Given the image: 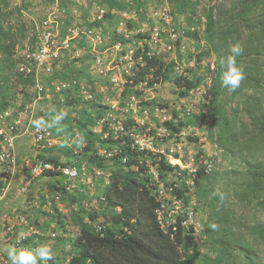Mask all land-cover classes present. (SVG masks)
Listing matches in <instances>:
<instances>
[{"label": "trees", "instance_id": "1", "mask_svg": "<svg viewBox=\"0 0 264 264\" xmlns=\"http://www.w3.org/2000/svg\"><path fill=\"white\" fill-rule=\"evenodd\" d=\"M103 1L109 9L103 19L107 24L103 26V21H86L87 27L93 29L103 26L106 29L104 35L108 33L107 36L110 37L111 47L121 44V54L129 48V43H144V49L135 51L136 59L143 67L129 78L132 84L127 83L125 86L124 99L127 96L139 97L141 92L135 87L143 83H146V88L157 83L174 84L181 98L187 97L202 83V77L197 75L194 78L178 75L176 61L166 62L163 57L149 55L150 35H133L130 39L119 35L116 16L111 11H128V4L118 0ZM133 1L137 3V11L145 2ZM9 2L10 0H0V115L8 110H19L14 103L18 89L22 93L27 88L34 87V76L20 72L18 65L22 61L16 59V38L20 36L25 40L26 25L18 23L14 29L9 24ZM173 4L176 10L174 13H177L175 20L182 16L187 18L188 12L194 18L196 4H192V0H174ZM30 7L31 3L22 0V5L15 8L16 19ZM205 23V41L210 49L197 55V61L201 62L212 51L222 58L228 57L232 55V45L240 43L243 52L236 57V62L245 74L240 87L231 91V97L237 100L238 106L233 115H230L226 107L220 104V97L227 89L219 84L228 71L227 60L223 65L218 62L211 99L206 106L218 127L217 143L233 160L231 171L223 175L226 184L225 187L220 186L221 192L217 193L216 187L207 183L210 179L203 167L193 179L199 205L203 209L212 210L213 217L206 223L204 231L210 250L206 253L201 250L193 227L187 229L183 226L184 216L177 217L176 222L168 225L167 230L162 228L158 220L157 211L161 206L159 185L147 162L156 166L160 182H165L166 187L179 182L180 187L174 188L172 192L185 201L189 200L186 197L189 191L186 185L188 171H181L179 166H172L159 155L149 157L138 152L131 147L130 141L122 145L120 141L113 140L112 134L103 138L108 132L106 129L102 133L93 131L94 127L100 125L101 113L106 110L99 103L100 95L92 89L96 100L84 101L72 97V91L64 90V103L60 101L59 94L53 95L54 110L49 111V117L44 119L53 138L60 140L61 144L52 147L46 144L36 159H43L56 167L82 169L85 165L89 170L108 175L107 185L95 193L100 202V211L93 212L82 204L83 199L89 200L82 189L75 193L65 189L61 173L46 171L39 176L56 180L60 186L56 190L61 193L62 200L78 206V211L71 215L72 224L78 230L69 232L70 237L59 240L64 246L70 245L68 254L71 259L67 264H264V251L255 248V245L264 247V0L223 2L218 8L212 7L206 13ZM129 27L134 30L132 23H129ZM173 30L176 31L174 27ZM186 34L194 39L199 38L196 32L188 31ZM34 42L35 38L33 44ZM178 55L180 62L181 54ZM91 61L93 62V58ZM86 72L87 67L77 71L73 63H67L54 78L79 81ZM174 118L177 122L165 123L173 134L194 125L192 119L183 121L177 113H174ZM202 119H205V115H202ZM2 126L0 125V130ZM99 147L104 148L106 154L115 148L118 150L108 157L106 154H99ZM170 174L176 180L171 184L168 182ZM218 179L216 174L213 180L217 183ZM98 180L100 183L105 181L102 176ZM230 200L243 206L239 213L231 210L232 207L227 204ZM44 201L43 199L42 203ZM226 205L231 208L226 209ZM53 210H56L54 216L46 222L42 229L44 231L52 223L64 228L63 217L55 207ZM36 223L39 224V221L36 220ZM212 224L218 227L214 230L210 227ZM98 227H102L101 232H97ZM34 240L30 237L25 244L33 247L36 245L33 244ZM57 259H51L49 264H62ZM37 264H41L39 259Z\"/></svg>", "mask_w": 264, "mask_h": 264}, {"label": "rangeland", "instance_id": "2", "mask_svg": "<svg viewBox=\"0 0 264 264\" xmlns=\"http://www.w3.org/2000/svg\"><path fill=\"white\" fill-rule=\"evenodd\" d=\"M118 1L127 3L129 9L128 11H118L116 9L111 11L116 16V30L119 35H123L127 39H130L133 35H150L151 39L148 44L150 48L149 55L163 57L166 62L176 61V72L178 75H185L191 78L197 75V77H202V83L185 98L179 96L174 84L157 83L151 88H146V83H143L135 87L141 92L139 97L127 96L124 99L123 91L125 86L127 83L132 84L129 78L143 67V64L136 59L135 51L140 48L144 49V43L142 41L129 43L127 45L129 48L121 54L123 49L120 48L118 50V44L111 47L110 37L107 36L108 33L106 36L104 35L106 29L103 26L107 24V21L103 20H101L103 21L102 27L93 28L96 33V46L94 47L93 42L83 39L77 43L80 49V57L71 59L68 63H73L77 71L87 67V72L79 80V83L86 89L91 87L95 90L100 95L99 103L106 107V110L101 113L100 125L93 128L94 132L102 133L108 131L103 138L112 134L113 140L120 141L122 145L130 141L132 148V143L139 148H143L142 151L136 148L142 154L144 153L149 157L159 155L168 160L172 166H179L181 171L187 169L189 179L186 185L189 187V191L186 197L189 200L185 201L173 195L172 192L174 188L180 187L179 182L178 184L172 183L176 180L170 174L168 182L172 184L166 187L165 182H160L156 166L147 162L155 182L159 185V199L166 205L164 226L162 228L167 230L168 225L175 223L177 217L184 216L185 222L189 213L192 214L194 221L189 223L188 226L184 224L183 226L187 229L193 227L194 236L199 247L206 253L210 250V244H206L208 238L204 233L205 225L210 222L209 219L213 215L211 209H203L202 205H199L193 179L198 170L203 167L205 174L210 179L207 183L213 184L217 193L221 192L220 186L225 187L226 184V179H224L223 175L231 171V162L233 160L223 148L219 147L217 143L218 127L212 115L206 109L211 99L218 62L221 63V60L226 61L227 57L222 58L221 55L218 56L212 51L209 56L198 62L197 55L201 52H208L210 49L205 41L206 13L212 7L218 8L223 2H228L229 0H192V4H196L194 5V18L193 14L188 12L186 14L189 15L187 18L182 16L178 17L177 20H175L177 13H174L176 11L173 4L174 0H141L145 2L139 8V11H137V3L133 0ZM27 2L31 3L30 9L22 12V15L17 19L15 8L22 5V0H10V7L8 8V12L11 13L8 19L9 24L14 29H16L18 23L24 24L27 29L25 40L21 39L20 36L16 38L18 40L16 59L22 61L18 65L19 68L24 63L26 53L34 46V21L40 23L52 13L54 8L60 10L55 16L60 19L63 29L78 26L83 31L90 29L85 24L86 21L94 22L93 19L98 20L101 10L105 14L109 11L103 0H27ZM129 23H132L134 30L129 29ZM173 27L176 31L173 30ZM14 31L16 32V30ZM188 31L198 33L199 38L188 37L186 34ZM131 50H133V54H130ZM179 53L181 54L180 62ZM190 55H193V57H190ZM99 56L104 61L103 67L107 72L105 77H100L95 71L96 69H93L95 57ZM92 58L93 62L91 61ZM126 71H128L127 75L125 74L127 73ZM112 77L118 79L117 85L113 84ZM220 83L222 84V80ZM18 90L14 99L15 105L19 109L18 112L22 113L27 106H31L35 109V117L31 127L36 126L37 121H41L40 127L46 128L51 133L46 127L44 119L49 117L47 114L49 111L54 110L53 95L56 93H49V97L38 99L32 87L27 88L22 93H19ZM70 91H72V97L87 101L85 96L79 93L78 90ZM59 95L60 101L64 103L65 97L62 94ZM231 96V91L227 88L220 97V104L226 107L230 115H233L238 103ZM241 99L242 97L238 101ZM95 100L94 98L92 101ZM174 113H177L183 121L192 119L194 125L183 129L180 133H171L165 123L176 121ZM202 115H205V119H202ZM22 117V124L25 126L24 123L27 125L26 116L22 115ZM52 137L51 133V140H55L52 146L61 144L60 140ZM127 137L129 140H126ZM32 140L33 137L29 133L15 143L17 170L0 207L2 208V213H11L17 210V213L23 214L29 224L44 236L41 245L46 244L52 249V259L58 258L57 262L67 264L71 258L68 254L70 245L64 246L59 240L67 236L70 237L71 233L69 234V232L78 230L77 227L73 226L71 218V215L78 211V206H72L62 200L61 193L56 190V188L60 187L56 180L48 177H28L29 173H26V169L31 162L35 163L37 161V155L46 147L36 148ZM117 150L115 148L106 154L107 151L99 147L98 152L100 155L106 154L111 157ZM64 161L65 159H63ZM177 174L181 175L180 173ZM216 174L219 176L217 183L213 180ZM101 176L105 179L104 183H100L98 180V177ZM63 182L66 186L65 189L70 193H75L82 189V192L89 197V200L83 199L82 204L85 208L92 212L100 211V202L95 193L107 185L108 175L101 174L99 176L97 170H89L87 166L83 165L81 176L78 180L68 183ZM43 199L45 201L42 203ZM227 204L232 208L226 205V209L231 208L236 214L239 213L240 208H243L242 205L237 204L234 200H230ZM53 207L63 217L64 228H59L56 223H52L47 232L42 229L46 222L50 221L54 216L53 214L56 210H53ZM250 213L252 214V212ZM36 220L39 221V224L36 223ZM255 248L264 251V247L255 245ZM0 249L9 253L3 247H0ZM16 252L19 253V251ZM49 262L50 260L47 261V264Z\"/></svg>", "mask_w": 264, "mask_h": 264}, {"label": "built area", "instance_id": "3", "mask_svg": "<svg viewBox=\"0 0 264 264\" xmlns=\"http://www.w3.org/2000/svg\"><path fill=\"white\" fill-rule=\"evenodd\" d=\"M59 12V9L54 8L52 13H50L52 16L49 15L40 23L34 21L35 43L33 48L26 53L24 63L19 70L25 75L34 76L33 90L36 92L38 99H43L46 96L49 97V93L55 92L56 94H62L65 92L64 90L70 91L76 89L85 96L87 101H92L94 95L91 92V87L86 89L75 79H68L66 81L54 78L57 73L63 70L64 65L67 64L69 60L80 57V49L77 43L85 39V41L89 40V42H93L94 47L96 46V33L93 29L83 31L82 28L78 26L63 29L60 19L55 16ZM104 14V11L101 10L98 15V20L93 19V21L103 20ZM117 48L120 50L121 44H118ZM130 54H133V50L130 51ZM94 62L93 69H96L95 71L100 77H105L107 72L103 67L104 61L102 57H95ZM126 72L128 73V71ZM111 80L113 84L117 85L118 79L112 77ZM22 115L26 116L27 125L24 123L25 126L22 124ZM34 117L35 109L31 106H27L22 113H19L18 110H8L0 115V125L8 124L6 127L2 126L0 130V205H2L4 195L9 189L16 174V141L30 133L36 148H44L46 144L48 147H52L55 142V140H51V133H49L46 128L37 126L31 127ZM12 119L13 121L11 122ZM132 145L133 148H138L140 151L143 150V148H139L134 143H132ZM27 170L33 177H38L46 171H57L66 179V182L79 179L81 175V170L77 167H56L54 164L43 159H38L35 163L31 162ZM101 174V172H98V175ZM165 210L166 205L161 201V206L157 211V215L162 227L164 226ZM0 212V247L8 251L15 249V251L21 252L34 251L42 246L41 243L44 236L29 224L23 214L17 213L16 210L11 213H2L1 207ZM193 221V216L189 213L187 220L183 222V224L188 226V224ZM101 231L102 227H98L97 232ZM42 236L43 238L41 239ZM30 237L35 239L33 244L36 245L33 247L25 244ZM0 264H12L9 259V253L1 249Z\"/></svg>", "mask_w": 264, "mask_h": 264}, {"label": "clouds", "instance_id": "4", "mask_svg": "<svg viewBox=\"0 0 264 264\" xmlns=\"http://www.w3.org/2000/svg\"><path fill=\"white\" fill-rule=\"evenodd\" d=\"M34 38H35V36H34ZM242 52H243V47L241 46L240 43H236V44L232 45V47H231L232 55L227 57L228 71L225 72L223 75L222 84H223V86L228 88L230 91H235L237 88H239L241 81H243L245 79V74H244L243 68L237 66V62H236V57L240 56L242 54ZM224 63H225V61L221 60V64L223 65ZM41 124H42L41 121L36 122L37 127H40ZM138 152H140V151H138ZM168 163H169V161H168ZM98 172H100V171H98ZM26 173H29L28 170ZM102 174H104V173H102ZM64 180H65V183H68V182H66L65 178H64ZM76 180H78V179H76ZM76 180H73V181H76ZM73 181H70V182H73ZM221 200H223V195H221ZM210 227H212L215 230L218 226L215 224H212V225H210ZM52 256H53L52 249L46 244L40 246L39 248L35 249L34 251H21L19 253H17L15 251V249H11L9 251V259L11 260L12 264H37L38 259L41 261V264H47V261L51 260ZM70 259L68 260V263H69Z\"/></svg>", "mask_w": 264, "mask_h": 264}, {"label": "crops", "instance_id": "5", "mask_svg": "<svg viewBox=\"0 0 264 264\" xmlns=\"http://www.w3.org/2000/svg\"><path fill=\"white\" fill-rule=\"evenodd\" d=\"M1 213V212H0Z\"/></svg>", "mask_w": 264, "mask_h": 264}]
</instances>
